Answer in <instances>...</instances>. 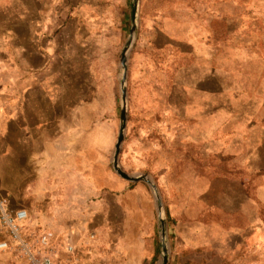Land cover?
I'll list each match as a JSON object with an SVG mask.
<instances>
[{
    "label": "rangeland",
    "instance_id": "obj_1",
    "mask_svg": "<svg viewBox=\"0 0 264 264\" xmlns=\"http://www.w3.org/2000/svg\"><path fill=\"white\" fill-rule=\"evenodd\" d=\"M98 1L112 8L113 27L98 55L95 95L74 111L77 129L91 118L92 131L106 133L108 139L101 140L110 144L104 165L115 173L119 54L129 35L132 0ZM134 22L120 167L155 184L169 256L176 242L174 216L182 213L189 220L199 215L197 221L208 226L204 241H216L225 253L223 264H264V0H138ZM34 40L29 38V47ZM41 40L45 56L57 50L58 38ZM73 40L63 38L58 52H70L64 56L74 73L86 67ZM76 87L71 85L69 96H83ZM149 190L155 202L154 258L160 264L156 201ZM38 233L28 240L34 242ZM65 242L60 236L54 242L56 263L69 264L73 257L83 264L82 246L69 255ZM104 260L113 264L114 252Z\"/></svg>",
    "mask_w": 264,
    "mask_h": 264
},
{
    "label": "crops",
    "instance_id": "obj_2",
    "mask_svg": "<svg viewBox=\"0 0 264 264\" xmlns=\"http://www.w3.org/2000/svg\"><path fill=\"white\" fill-rule=\"evenodd\" d=\"M112 15L98 0H0V198L10 211H27L23 238L52 230L75 248L82 246L83 264H106L102 259L111 251L113 264H157L148 184L108 170L110 143L101 140L108 139L105 132L92 131L93 119L77 129L74 108L95 95L98 55ZM29 38H35L30 47ZM39 38H58L57 50L45 56ZM63 38L74 39L83 71L70 69L64 56L70 52L59 54ZM73 83L83 96L68 95ZM198 217L174 216L176 242L167 264L225 261L216 241H204L208 226ZM0 241L9 245L0 250V264H24L6 229L0 228Z\"/></svg>",
    "mask_w": 264,
    "mask_h": 264
},
{
    "label": "built area",
    "instance_id": "obj_3",
    "mask_svg": "<svg viewBox=\"0 0 264 264\" xmlns=\"http://www.w3.org/2000/svg\"><path fill=\"white\" fill-rule=\"evenodd\" d=\"M28 218L25 209L10 211L5 200L0 198V228L6 229L12 240L16 243L18 251L24 258V264H57L55 261L56 252L54 242L57 235L49 229L38 233L34 242L25 239L21 235V226ZM9 245L6 241H0V250H6ZM64 250L69 255H74L75 246L66 241ZM69 264H76L73 257L68 261Z\"/></svg>",
    "mask_w": 264,
    "mask_h": 264
},
{
    "label": "water",
    "instance_id": "obj_4",
    "mask_svg": "<svg viewBox=\"0 0 264 264\" xmlns=\"http://www.w3.org/2000/svg\"><path fill=\"white\" fill-rule=\"evenodd\" d=\"M138 7V0H132V16H131V26L129 30L128 38L123 45L120 54H119V63L121 65V77H120V113H119V125H118V132L116 137V142L114 144V151L112 156V167L116 174L130 182H137V181H144L146 182L152 189V192L155 197L156 201V208H157V220L159 222V236H160V249H161V262L160 264H167L169 260L168 250H167V243H166V234H165V215L163 213L162 203L160 197L158 195L156 186L153 182H151L147 176L139 175V176H131L124 172L119 165V154L121 151V146L125 136V128H126V121H127V105H126V86H125V79H126V62H127V54L132 47L135 32H136V24H135V14Z\"/></svg>",
    "mask_w": 264,
    "mask_h": 264
},
{
    "label": "trees",
    "instance_id": "obj_5",
    "mask_svg": "<svg viewBox=\"0 0 264 264\" xmlns=\"http://www.w3.org/2000/svg\"><path fill=\"white\" fill-rule=\"evenodd\" d=\"M263 221H264V219H263Z\"/></svg>",
    "mask_w": 264,
    "mask_h": 264
}]
</instances>
